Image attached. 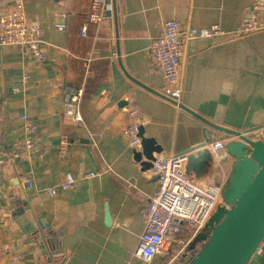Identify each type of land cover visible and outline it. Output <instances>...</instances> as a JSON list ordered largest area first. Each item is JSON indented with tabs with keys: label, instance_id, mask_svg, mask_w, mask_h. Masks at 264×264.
Returning <instances> with one entry per match:
<instances>
[{
	"label": "crops",
	"instance_id": "0c3cea01",
	"mask_svg": "<svg viewBox=\"0 0 264 264\" xmlns=\"http://www.w3.org/2000/svg\"><path fill=\"white\" fill-rule=\"evenodd\" d=\"M16 2L42 30L43 59L0 47V264H142L132 253L156 176L142 168L143 156L134 159L141 147H128L127 111L139 110L143 136L162 147L161 155L186 153L203 141L204 128L157 96L164 84L150 44L165 20L182 29L216 24L229 32L252 0H115L117 23L106 17L88 24L84 36L91 0H0V13ZM182 77L181 104L203 119L239 132L264 128V31L189 40ZM66 87L87 89L81 125L63 114ZM22 115L37 128V149L21 148L28 134ZM218 153L210 168L187 175L222 193L235 161ZM66 175L75 181L62 189ZM18 210L35 231L20 224ZM248 264H264V239Z\"/></svg>",
	"mask_w": 264,
	"mask_h": 264
},
{
	"label": "built area",
	"instance_id": "2783aa9c",
	"mask_svg": "<svg viewBox=\"0 0 264 264\" xmlns=\"http://www.w3.org/2000/svg\"><path fill=\"white\" fill-rule=\"evenodd\" d=\"M106 17H112L111 0H91L86 23L81 27V35H85L88 24L99 25ZM57 28L62 30L63 26ZM261 31H264V0H252L244 9L240 23L229 32H224L216 24L192 30L182 29L176 20L163 21L158 36L152 40L149 47L151 62L161 74L164 84L160 94L173 101L172 105L180 111L184 50L189 40L212 39L220 35H227L228 39H238ZM42 44L41 28L27 19L20 2L1 11L0 47L14 46L28 51L36 60L41 61ZM82 97V88L66 87L62 102L63 114L77 125L83 123L80 110ZM127 113L130 123L124 129V136L128 140V147L135 152L140 149L141 114L136 107H130ZM18 119L25 122L28 133L20 144L21 148L37 149L35 124L28 122L25 115L19 116ZM241 133L252 140L264 142L263 127ZM60 145L61 155L64 156L68 146L67 138L63 137ZM209 149L215 160L222 157L219 151H223L224 156L227 155L225 141L210 143ZM186 159V154L153 156L151 168L156 176V190L147 197L141 212L143 230L132 253V259L142 264H152L157 258L162 262L166 260L162 264H188L201 246V242L196 240L197 236L205 231L208 220L220 202L219 186L198 184L184 172ZM74 181L71 175H66L59 186L68 189ZM32 184L30 179L26 181L28 187ZM54 190V187L48 188L47 194L52 196ZM126 264H133L132 260Z\"/></svg>",
	"mask_w": 264,
	"mask_h": 264
},
{
	"label": "water",
	"instance_id": "95a60500",
	"mask_svg": "<svg viewBox=\"0 0 264 264\" xmlns=\"http://www.w3.org/2000/svg\"><path fill=\"white\" fill-rule=\"evenodd\" d=\"M111 10L116 24L115 0H111ZM157 96L174 104L161 94ZM179 108L204 125L203 141L184 153L187 155L186 174L211 167L215 159L209 144L216 137L219 139L217 141H225L226 154L235 161L228 185L221 195L225 203L218 204L207 222L206 230L197 236L196 240L201 242V246L188 264H248L264 239V142L213 124L182 104H179ZM217 133L220 135L217 136ZM139 137L141 152H135L134 159L139 162L143 156L145 160L141 166L148 169L153 153L159 154L162 147L153 138H145L141 128ZM16 212L20 224L35 231L27 216L22 214L23 211ZM106 221L110 223L107 213ZM41 250L45 259L44 245Z\"/></svg>",
	"mask_w": 264,
	"mask_h": 264
},
{
	"label": "trees",
	"instance_id": "16d2710c",
	"mask_svg": "<svg viewBox=\"0 0 264 264\" xmlns=\"http://www.w3.org/2000/svg\"><path fill=\"white\" fill-rule=\"evenodd\" d=\"M86 92H87V89H86V88L83 89V95H85ZM52 263H53V264H58L57 259H54V260L52 261Z\"/></svg>",
	"mask_w": 264,
	"mask_h": 264
},
{
	"label": "flooded vegetation",
	"instance_id": "af4514ba",
	"mask_svg": "<svg viewBox=\"0 0 264 264\" xmlns=\"http://www.w3.org/2000/svg\"><path fill=\"white\" fill-rule=\"evenodd\" d=\"M221 195H222V193H221ZM225 203L224 201H223V199H222V196H221V199H220V202L219 203ZM227 205V204H226ZM206 230V229H205Z\"/></svg>",
	"mask_w": 264,
	"mask_h": 264
},
{
	"label": "rangeland",
	"instance_id": "374dc122",
	"mask_svg": "<svg viewBox=\"0 0 264 264\" xmlns=\"http://www.w3.org/2000/svg\"><path fill=\"white\" fill-rule=\"evenodd\" d=\"M163 262H166V260H163Z\"/></svg>",
	"mask_w": 264,
	"mask_h": 264
}]
</instances>
